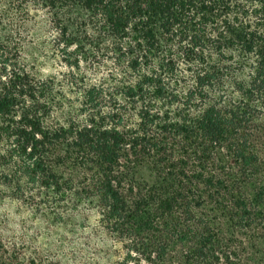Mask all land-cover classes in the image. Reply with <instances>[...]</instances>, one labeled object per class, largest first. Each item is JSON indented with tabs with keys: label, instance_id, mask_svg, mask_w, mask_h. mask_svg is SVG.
<instances>
[{
	"label": "trees",
	"instance_id": "trees-1",
	"mask_svg": "<svg viewBox=\"0 0 264 264\" xmlns=\"http://www.w3.org/2000/svg\"><path fill=\"white\" fill-rule=\"evenodd\" d=\"M24 253L264 264V0H0V264Z\"/></svg>",
	"mask_w": 264,
	"mask_h": 264
},
{
	"label": "rangeland",
	"instance_id": "rangeland-1",
	"mask_svg": "<svg viewBox=\"0 0 264 264\" xmlns=\"http://www.w3.org/2000/svg\"><path fill=\"white\" fill-rule=\"evenodd\" d=\"M11 223H14V222L11 221ZM10 225H14V224H10ZM26 229H27L26 231H27L30 235H33V236H35V235H39V231H37V229L34 228V227H27ZM13 231H14V234H15L16 238H18V239H20V240H23V232H22V230H20V229H18V228H16V227L14 226V227H13ZM40 241L42 242L43 239L41 238ZM36 244H38V243H36ZM24 254H25V255L22 256V260H23L24 264H26V262H28V259H27L28 253H24Z\"/></svg>",
	"mask_w": 264,
	"mask_h": 264
}]
</instances>
